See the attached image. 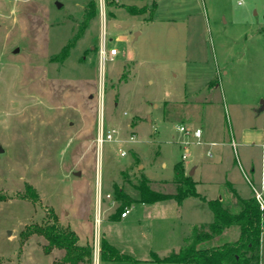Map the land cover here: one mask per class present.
Listing matches in <instances>:
<instances>
[{"label": "rangeland", "instance_id": "obj_1", "mask_svg": "<svg viewBox=\"0 0 264 264\" xmlns=\"http://www.w3.org/2000/svg\"><path fill=\"white\" fill-rule=\"evenodd\" d=\"M91 3L96 15L87 24ZM99 5L0 0V264H69L64 250L47 251V240L31 233L43 223L91 241L90 264H165L161 259L178 253L214 214L199 200L182 209L175 200L144 205L136 188L142 175L172 182L177 164L186 173L210 171L215 153L193 135L183 159L187 138L178 130L200 129L208 102L209 126L225 129L240 180L264 193L241 159L238 138L232 146L249 115L245 151L260 176L264 0H106L108 45L120 55L104 71ZM124 6H136L138 15ZM102 124L124 141L100 149ZM132 134L135 143L126 141ZM116 189L133 200L127 218ZM226 205L239 210L228 199ZM102 237L133 260L101 261ZM260 253L264 264V235Z\"/></svg>", "mask_w": 264, "mask_h": 264}, {"label": "trees", "instance_id": "obj_2", "mask_svg": "<svg viewBox=\"0 0 264 264\" xmlns=\"http://www.w3.org/2000/svg\"><path fill=\"white\" fill-rule=\"evenodd\" d=\"M93 13L87 12L86 23L96 15L94 3ZM125 10L138 15L136 6H124ZM156 3L154 4L155 10ZM136 160V158H134ZM140 202L153 204L175 200L179 204L193 198L206 202L196 189L193 177L185 172L182 164L175 166V178L172 182H153L144 175L137 188ZM116 197L122 203V208L129 206L133 200L120 189H116ZM214 214L211 223L196 225L190 237L185 239L184 246L178 253L161 259L165 264H260V249L263 237V216L259 203L254 197L241 199L236 197L238 211L234 212L221 200L207 201ZM236 235L229 240L226 235ZM33 234L43 236L47 242V251L54 248L64 250V261L69 264L92 263L93 249L91 241L80 243V236L73 230L59 227L55 223H43L36 226ZM101 261H132L133 258L120 253L105 238L100 241ZM155 258H158L155 256Z\"/></svg>", "mask_w": 264, "mask_h": 264}, {"label": "crops", "instance_id": "obj_3", "mask_svg": "<svg viewBox=\"0 0 264 264\" xmlns=\"http://www.w3.org/2000/svg\"><path fill=\"white\" fill-rule=\"evenodd\" d=\"M151 21V20H150ZM139 34H137L138 36ZM120 55V52L118 56ZM117 56V57H118ZM116 57V58H117ZM211 108H212V102H208L205 112H204V118H203V126H198L202 130L201 135V144L204 141V145L206 149H209V151H212L211 153H215L214 159H212L211 165L208 167L206 171V166L202 169V166H195L193 168L194 174V181L196 182V189L197 192L206 199L205 204H207V201L216 200L219 199L222 201L224 205H226V199H228V202L231 203V205L236 204V197H239L241 199H249L253 197L252 195V188L251 184L248 188V185L243 183V181L239 178V171L237 168V161H234L233 159L229 158L230 153V142L229 137L227 136V133L225 129L221 126H218L217 128H213L212 126H209L211 124L210 118H211ZM243 112V111H242ZM244 113V112H243ZM246 113H244L245 115ZM247 127L244 130V135H236L234 133L232 136V139L235 141V139H239V145L244 149L241 159L246 165V167L249 169H252V175L255 178L256 183H259V186H264V166H262L261 169V175L259 176L256 174V170L254 166H250V157L249 152L245 151V149H250V117L247 116ZM132 128L129 127V130ZM264 136V135H263ZM216 150V151H214ZM209 153V154H211ZM227 155V156H226ZM211 158H213V154H211ZM227 158V159H226ZM263 165V164H262ZM185 169V168H184ZM190 167L187 168V171L190 175L191 171ZM252 183V182H251ZM202 187L204 189H202ZM251 188V189H250ZM191 200H198L189 198L184 200L182 203H176L179 208H183L188 203H190ZM171 201V200H169ZM200 201V200H199ZM165 202V201H164ZM142 203V202H141ZM160 202H156L150 205H154ZM144 205H147L145 203H142ZM208 205V204H207ZM229 206V205H226ZM127 218V217H126ZM207 224V223H205Z\"/></svg>", "mask_w": 264, "mask_h": 264}, {"label": "built area", "instance_id": "obj_4", "mask_svg": "<svg viewBox=\"0 0 264 264\" xmlns=\"http://www.w3.org/2000/svg\"><path fill=\"white\" fill-rule=\"evenodd\" d=\"M99 11H100V17L102 19L103 26L105 28V32L103 34V37L101 39V43L98 49V54H99V63H100V68L102 71L105 70V66L107 62H112L116 59V57L119 54V51L116 47H109V40L107 39V33H106V19H107V11H106V0H100V5H99ZM178 130L187 138L185 141L182 142V144L185 147V152L183 154V159H187L189 157V150L188 147L193 144L194 142L191 141L192 136L194 135L198 140L195 142L196 144H201V135H202V130L201 129H189L184 125L178 126ZM233 140V139H232ZM124 140H122L119 136V132L116 128H111L107 131H105L104 125L102 124L101 128L99 129V134H98V145L100 149H103V145L105 143H122ZM127 142L129 143H135L136 136L131 135L129 136L128 139H126ZM233 145L235 147V142L234 140L232 141ZM211 156V154H209ZM121 156L124 157L126 156V152L121 150ZM251 184V182H250ZM264 190V187H263ZM252 191L254 193V198L257 200V202L260 205V208L262 211H264V193L260 190H258L255 186H252ZM108 198L110 195L107 196ZM131 209L126 208L122 213L121 217L126 218L130 214ZM263 235H264V228H263Z\"/></svg>", "mask_w": 264, "mask_h": 264}, {"label": "water", "instance_id": "obj_5", "mask_svg": "<svg viewBox=\"0 0 264 264\" xmlns=\"http://www.w3.org/2000/svg\"><path fill=\"white\" fill-rule=\"evenodd\" d=\"M57 6L60 8L62 5H61V3L57 2ZM263 104H264V102H263ZM193 174H194V170L191 171L190 176H192Z\"/></svg>", "mask_w": 264, "mask_h": 264}]
</instances>
